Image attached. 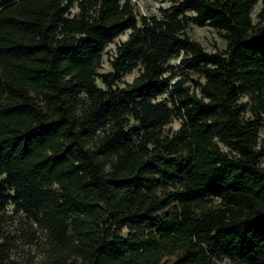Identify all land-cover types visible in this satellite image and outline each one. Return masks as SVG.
I'll list each match as a JSON object with an SVG mask.
<instances>
[{
	"label": "trees",
	"instance_id": "obj_1",
	"mask_svg": "<svg viewBox=\"0 0 264 264\" xmlns=\"http://www.w3.org/2000/svg\"><path fill=\"white\" fill-rule=\"evenodd\" d=\"M258 1L0 0V264H264Z\"/></svg>",
	"mask_w": 264,
	"mask_h": 264
},
{
	"label": "rangeland",
	"instance_id": "obj_2",
	"mask_svg": "<svg viewBox=\"0 0 264 264\" xmlns=\"http://www.w3.org/2000/svg\"><path fill=\"white\" fill-rule=\"evenodd\" d=\"M135 4V9L138 14H144V15H153L157 14L159 12V8L161 7H168L172 3V0H132ZM261 3L262 1L259 0L252 9V17L254 21L258 20V13L261 9ZM76 8L73 9L75 11ZM189 34L192 37V39L199 42L203 48L207 51H214V50H222L226 47V40L223 37L222 33L218 31L216 28L210 26V25H196L191 24L189 29ZM126 38V33L118 36L114 43H111L105 50L104 53V61H103V70L109 68L108 64V56L109 53L113 50L115 47V44L124 40ZM172 63L177 64L178 59L172 60ZM138 71L134 70L128 74H125L122 77V82H130L136 75ZM243 101H246L248 103V107H251L252 101L249 100L247 97L242 98ZM179 125V121L177 119H173L171 124L169 125L171 128H176ZM263 129H261V132ZM13 228L16 225H11ZM29 248V247H28ZM27 248V249H28ZM13 257H16L17 260H21V254L18 255L16 252L12 254Z\"/></svg>",
	"mask_w": 264,
	"mask_h": 264
}]
</instances>
